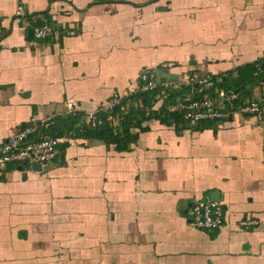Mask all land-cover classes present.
Here are the masks:
<instances>
[{
  "label": "crops",
  "instance_id": "obj_1",
  "mask_svg": "<svg viewBox=\"0 0 264 264\" xmlns=\"http://www.w3.org/2000/svg\"><path fill=\"white\" fill-rule=\"evenodd\" d=\"M42 24L58 37L29 35ZM263 60L264 0H0V145L32 121L61 140L45 167L0 178V264H264V86L250 69ZM145 69L225 81L262 117L161 121L151 96L112 117L117 129L132 109L156 112L127 150L86 137V115ZM210 200L222 226L192 227L187 210Z\"/></svg>",
  "mask_w": 264,
  "mask_h": 264
},
{
  "label": "built area",
  "instance_id": "obj_2",
  "mask_svg": "<svg viewBox=\"0 0 264 264\" xmlns=\"http://www.w3.org/2000/svg\"><path fill=\"white\" fill-rule=\"evenodd\" d=\"M15 16L24 18L22 7L17 8ZM32 34L35 39L44 40L58 37L59 30L54 26L42 24L33 27ZM171 66V64L164 65L167 68ZM261 71L264 74V67ZM255 80L259 85L264 86V75L256 77ZM214 85L215 82L209 75H192L186 79L158 81L155 72L146 69L140 73L139 83L135 87L123 96L113 94L108 103L100 107L98 111L110 112L112 115L111 111L115 106H120L123 110L128 109V102L125 105L122 104L123 98L156 92L155 97L164 100L171 92L187 89L188 95L180 98L179 104L180 110L184 111L183 119L188 125L220 122L235 113L261 119L262 111L254 100L245 99L240 102L239 93L217 88L214 91L215 95H211L210 89ZM112 117L113 115L109 116L107 120L110 124H112ZM85 124L95 127V114L86 115ZM60 144V139L42 137L38 126L32 121L0 145V178L5 174L9 164L25 163L45 167L54 159ZM187 218L192 227L210 231L222 226L224 213L217 202H197L187 210ZM257 223L255 220L247 219L240 222V227L249 229Z\"/></svg>",
  "mask_w": 264,
  "mask_h": 264
},
{
  "label": "trees",
  "instance_id": "obj_3",
  "mask_svg": "<svg viewBox=\"0 0 264 264\" xmlns=\"http://www.w3.org/2000/svg\"><path fill=\"white\" fill-rule=\"evenodd\" d=\"M262 67H264V60L263 61H257L253 65H251L250 69L252 71V76H254L256 73L255 78L256 77H262V75H263V72L261 71ZM150 70H152V69H150ZM259 72H260V74H258ZM253 79H254V77H253ZM254 81H255V79H254ZM215 88L231 90V91L239 93V90H234L233 88L228 86L225 81H223V83L218 84V85L215 84L214 87H212L210 89L211 93H212L211 95H215V93H214ZM188 93L189 92L187 89H182L180 91L171 92L166 99L162 100V107L157 112L158 113L157 116H156V112L150 109V106L146 107L145 105H142L136 111L132 109L129 112V114H127V116L122 119L120 128H117V129H115L112 126V124L108 123L107 120H108L109 116L116 115L120 111V109H121L120 106H115L112 109V111H111L112 115L110 112L98 111L97 113H95L96 126L91 127L90 125L84 124L81 128V132L86 137H92V138L98 139L100 141H103L106 144L114 145L118 151H125V150H127L129 144L135 138L134 135L129 133V128H130V126L131 127L136 126V124H133V123L135 121H137L138 118H140V121H142L145 119L146 120L151 119V118L156 116L161 121L165 120V119H173L176 123L182 122V120H184L183 119V113H184L183 110L178 112V111L168 110L167 108L169 106H174L176 99L185 97L188 95ZM155 94H156V92H147V93L141 94L139 96L126 97V98H123L122 104L125 105L126 102L137 101V100H141V101H143V103H146L147 100H149L151 96L155 97ZM241 100L244 101V99L240 98V102H242ZM250 100H252V99H250ZM140 121H138V122H140ZM208 123H210V122H208ZM69 132H70V130H67L66 133H69ZM48 137L56 138V139L60 138L59 136L55 137V135L48 136Z\"/></svg>",
  "mask_w": 264,
  "mask_h": 264
},
{
  "label": "water",
  "instance_id": "obj_4",
  "mask_svg": "<svg viewBox=\"0 0 264 264\" xmlns=\"http://www.w3.org/2000/svg\"><path fill=\"white\" fill-rule=\"evenodd\" d=\"M28 33H29L30 36H32V30L31 29H29ZM36 168L39 169V166L36 165ZM210 202H212V201L210 200Z\"/></svg>",
  "mask_w": 264,
  "mask_h": 264
}]
</instances>
